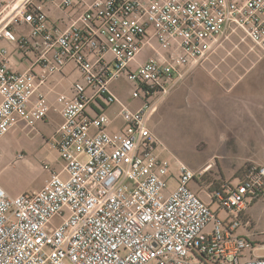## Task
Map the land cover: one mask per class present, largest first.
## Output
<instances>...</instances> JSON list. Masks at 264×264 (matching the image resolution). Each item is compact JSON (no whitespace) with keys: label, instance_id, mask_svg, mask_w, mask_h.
Returning <instances> with one entry per match:
<instances>
[{"label":"built area","instance_id":"2783aa9c","mask_svg":"<svg viewBox=\"0 0 264 264\" xmlns=\"http://www.w3.org/2000/svg\"><path fill=\"white\" fill-rule=\"evenodd\" d=\"M52 4L82 10L62 26ZM238 32L264 50V0H0V140L19 122L62 118L44 139L57 157L41 163L43 186L0 184V264H264L239 232L247 204L264 199V164L207 203L191 184L210 164L163 155L149 125L158 97ZM66 71L69 91L51 100L47 83ZM122 73L137 109L109 88ZM115 103L119 127L106 113Z\"/></svg>","mask_w":264,"mask_h":264},{"label":"rangeland","instance_id":"374dc122","mask_svg":"<svg viewBox=\"0 0 264 264\" xmlns=\"http://www.w3.org/2000/svg\"><path fill=\"white\" fill-rule=\"evenodd\" d=\"M66 75L72 78L71 72ZM68 83L66 80L58 88L63 90ZM241 84L243 87L238 89ZM109 88L131 109L143 103L141 98L133 97L126 73L113 79ZM157 104L149 125L161 142L162 154L181 160L196 171L210 164L199 179L201 186L191 184L203 201L208 203L207 192L224 180L242 176L250 164H264V50L242 39L241 32L224 40L222 47L159 96ZM118 110L113 114L108 110V115L119 127L122 120L117 116ZM0 145V181L9 193L43 186L49 174L41 163L47 158L55 164L54 150L47 146L34 154L26 147L20 148L29 154L27 158L34 165L30 168L23 160L10 161L11 151L16 150L12 143L5 141ZM245 214L251 219L250 238L256 242L253 254L262 256L264 249L258 243L264 244V199L255 200Z\"/></svg>","mask_w":264,"mask_h":264},{"label":"crops","instance_id":"0c3cea01","mask_svg":"<svg viewBox=\"0 0 264 264\" xmlns=\"http://www.w3.org/2000/svg\"><path fill=\"white\" fill-rule=\"evenodd\" d=\"M86 2H89L91 0H85ZM82 10V6L77 7L74 10H60L58 8H56L53 4L48 6V14L50 17V20H52L53 22L58 23L59 25H66L70 22V19L76 17ZM4 44H8L5 41H3ZM9 47H11V45L8 44ZM149 51H143L141 54H144L143 57H140L139 55V60H145V58L147 57V55H149ZM16 60V64L17 66H20L19 62H17V59L15 57L14 61ZM71 69V67L69 68ZM68 73V71H66ZM65 72V75H66ZM70 78V77H69ZM66 76H62V75H58L56 74L55 76L51 77L49 82L47 83L48 88H52L53 90L50 91V95L49 98L52 100L54 98V95L56 94V92H68L69 88H70V83L73 79L70 78L69 79ZM68 80V87L65 86L63 88V90L59 89V85L63 84L64 81ZM46 86V87H47ZM241 86V87H240ZM243 85H239V88H242ZM119 108V105L117 103L109 106L106 108V113H108V110H110V114H113L116 112V110ZM244 109H242L243 111ZM109 114V115H110ZM240 114V113H239ZM242 115V114H240ZM62 118L61 116L56 113V112H51L49 113V115L43 119L42 121H39L36 126L34 128L28 127L25 125V123L23 122H19L17 123L16 126H14L1 140H0V144L2 142L8 141L10 143H12L14 145V148L16 149L15 151H11L10 153V161L14 160L16 154L21 151V150H25V149H20V148H27L29 150V152H33L34 154L37 153V151L40 148H45L47 147L46 144H44V139L48 138L56 129V127L61 123ZM237 121V120H236ZM238 123H242L240 120ZM111 129H115V126ZM1 147V145H0ZM29 155V154H28ZM28 155H26V157L23 160L24 164L30 168H33V164H30L31 162H29V158ZM47 160V158H43V161ZM21 161V160H19ZM30 164V166L28 165ZM195 170V169H194ZM47 176V175H46ZM46 179V177H45ZM44 179V180H45ZM0 184L6 189L4 183L2 181H0ZM7 190V189H6ZM22 191L25 190H16L15 192H10V194L15 195L18 194ZM240 232L242 234H246L247 237L249 239H251V233L245 230H240Z\"/></svg>","mask_w":264,"mask_h":264},{"label":"trees","instance_id":"16d2710c","mask_svg":"<svg viewBox=\"0 0 264 264\" xmlns=\"http://www.w3.org/2000/svg\"><path fill=\"white\" fill-rule=\"evenodd\" d=\"M251 165V164H250ZM250 165L249 166H247L246 168H245V171H244V174H245V172L247 171V169L250 167ZM243 174V175H244ZM242 175V176H243ZM242 176H237V177H234L233 179H240V178H242ZM200 178H201V176H200ZM199 178V179H200ZM201 184V183H200ZM216 188H218V187H216ZM215 188V189H216ZM212 191H214V189L213 190H211V191H209V192H207L208 194L210 193V192H212ZM258 199H263V198H261V197H256V198H254V199H252L251 200V202L249 203V204H247V208H246V211L248 210V207L255 201V200H258ZM245 217L247 218V219H249V221H250V226H251V219L248 217V215L247 214H245ZM250 226L249 227H243V228H240L239 229V232H240V230H245V231H249L250 230ZM248 241H249V243H250V245H251V247L254 249L255 248V241L254 240H251V239H248ZM260 244H262V243H260ZM259 243H258V246L260 245Z\"/></svg>","mask_w":264,"mask_h":264},{"label":"bare ground","instance_id":"6f19581e","mask_svg":"<svg viewBox=\"0 0 264 264\" xmlns=\"http://www.w3.org/2000/svg\"><path fill=\"white\" fill-rule=\"evenodd\" d=\"M209 169V168H208Z\"/></svg>","mask_w":264,"mask_h":264}]
</instances>
